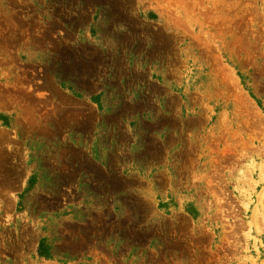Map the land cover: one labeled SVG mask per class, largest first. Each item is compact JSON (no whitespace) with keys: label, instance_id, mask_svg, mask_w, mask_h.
<instances>
[{"label":"rangeland","instance_id":"obj_1","mask_svg":"<svg viewBox=\"0 0 264 264\" xmlns=\"http://www.w3.org/2000/svg\"><path fill=\"white\" fill-rule=\"evenodd\" d=\"M14 1L0 0V264H264V0H138L164 29L152 69L119 64L125 95L140 101L149 75L155 142L181 143L167 172L106 195L83 183L88 143L53 125L88 109L57 72L81 47L46 38L63 34L48 1Z\"/></svg>","mask_w":264,"mask_h":264},{"label":"crops","instance_id":"obj_2","mask_svg":"<svg viewBox=\"0 0 264 264\" xmlns=\"http://www.w3.org/2000/svg\"><path fill=\"white\" fill-rule=\"evenodd\" d=\"M46 1L49 4L40 6L39 10L52 15L48 24L51 30H63L62 36L46 38L56 40L51 42L56 45L81 47L73 55L57 62L63 63L57 72L58 75L63 74L61 77L65 78L68 89L74 94L86 95L88 100L84 109H88L82 116L60 118L53 125H56L55 134L64 131L68 139L90 146L86 155L89 160L82 156V167L92 166L97 175L93 174L96 178H92L89 171L84 172L83 176H88V179H84L83 183L91 189L103 190L106 195L108 190L138 189L140 183L137 184L136 174L167 172L173 166L169 149L180 145L181 133L176 135L174 130L169 131L170 134L163 133L155 142V124L159 123H154L155 119L149 117V112H154L150 96L155 85L149 84L147 74L145 88L140 89L141 100L130 101L125 94L135 91L129 80L132 71L119 66L123 64L131 68L130 64L136 62L148 64L147 71L152 69L155 42L151 37L154 38L155 29H164L159 27L161 23L153 22L160 13L140 7L138 0ZM8 2L11 12L15 1ZM20 4L19 10L23 7L22 0ZM125 71L129 73L125 74ZM122 78L129 81L126 87ZM114 79L118 82L112 84ZM157 87L163 101L170 98L165 86L157 84ZM90 105L97 109L98 117L90 116ZM166 105L169 109L170 105ZM144 113L146 116H143ZM173 120L164 118L162 121L171 126ZM4 157L9 156L4 153ZM154 184L148 182L146 187L155 189ZM115 198L123 199L119 195Z\"/></svg>","mask_w":264,"mask_h":264}]
</instances>
